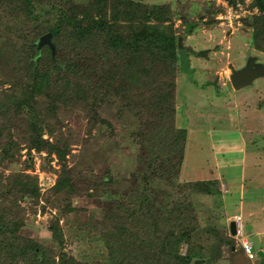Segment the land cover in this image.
<instances>
[{"label": "rangeland", "instance_id": "374dc122", "mask_svg": "<svg viewBox=\"0 0 264 264\" xmlns=\"http://www.w3.org/2000/svg\"><path fill=\"white\" fill-rule=\"evenodd\" d=\"M7 1L11 5L7 6ZM40 1L42 3L37 4L35 13L41 7L48 9L55 6L57 9L63 2ZM70 1L73 4H86L89 0ZM135 1L167 5L170 14L177 12L178 16L173 17L172 21L179 36L183 37L182 47L206 52V55L199 57L191 55L189 59L191 76L196 83L186 73L179 72L180 88L174 123L187 131L183 162L178 166L177 159L173 158L172 162L165 159L168 164L160 160L148 165L155 147L145 148L131 137L130 133L137 123L132 113L122 111L118 99L112 98L104 103L99 115L91 120L88 106H77V102H72L74 99L71 95H64L55 102L48 98L61 93L55 92L56 86L60 85L53 76L49 81L48 94L45 92L38 99L37 107L40 115L61 125V129L71 137L65 168L71 190L54 189L61 171V163L55 154L48 156L46 151L39 154L34 149L27 154L23 134L15 128L16 121L10 125L12 121L7 124L6 119H0V125H6L0 144H7L9 137L6 132L10 131L12 140L20 147L14 152V158L3 159L0 152V173L6 176L13 172H25L38 179V197L27 195L19 201L26 210L25 222L19 233L55 254L62 252L67 257L84 262L101 260L107 254L100 240L103 210L111 208L115 202L129 204L135 200L136 208L146 207L147 212L156 215L160 213L161 206L178 197L198 222V231L192 236L198 238L203 227H212L223 236L220 243L216 237L214 244L210 240L211 247H207V253L213 260L204 261L203 264H264V259L257 254L252 259L248 258L240 249L236 234L232 236L229 232V221L235 214H240L237 209L235 211L237 207L232 203L234 196L229 191L240 192L241 188L235 185L231 188L224 180L217 185L219 195L187 187L188 183L206 181L202 178L204 172L214 167L215 162L220 164L224 160L219 154L224 153V158L228 157L226 161L229 162H234L237 157L239 159L243 134L247 143L249 140L251 146L254 145L246 155L257 157L260 161L253 164L248 162L244 166L247 177L255 176L247 183L246 191L250 193L260 184L257 190L264 194V126L261 118L257 117V108L264 114V78H257L241 89H234L229 80L231 71L243 67L249 57H254L256 63L264 64V52L249 43L252 31L250 16L258 13L256 8L250 7L253 0L239 1L234 6L227 0ZM15 4L11 0H0V42L5 45L11 39L25 46V34L34 28L37 21L28 20L22 11L14 7ZM44 17V14L41 15L40 20ZM187 25H190L189 31H186ZM4 70L0 72V80L2 77L5 79ZM9 86L7 79L0 83V99L4 98ZM49 107H52L53 113ZM241 111H245L243 118ZM244 121H247L245 127L242 124ZM252 127H257L259 132H252L255 131L251 130ZM240 130L244 132L240 133ZM48 135L45 131L42 134L43 138H48ZM221 144L226 149L220 148ZM214 155L218 158H214ZM45 157L51 161H45ZM31 161L33 167L26 166V162ZM252 169L258 173L255 174ZM106 177L110 183L104 185L103 179ZM55 220L62 230L59 243L49 231L51 221ZM187 248V243L183 242L180 254H186ZM262 248L264 246L261 245L259 249ZM215 251L220 252V257L216 256ZM194 261L190 263L194 264Z\"/></svg>", "mask_w": 264, "mask_h": 264}, {"label": "trees", "instance_id": "16d2710c", "mask_svg": "<svg viewBox=\"0 0 264 264\" xmlns=\"http://www.w3.org/2000/svg\"><path fill=\"white\" fill-rule=\"evenodd\" d=\"M227 1L234 6L243 0ZM11 2L16 3L14 7L28 20L37 23L25 34V46L11 39L5 45L0 42V72L5 68V79L2 77L0 83L7 79L10 84L0 99V119H6L7 124L12 121L10 125L16 121L15 128L23 134L27 154L32 149L39 154L46 151L48 156L55 154L61 163L54 184L56 191L72 188L65 169L71 137L61 125L40 115L37 107L53 76L60 86L55 88L54 82L52 87L55 92H61L48 96L53 102L71 95L77 106H88L89 118L94 120L104 103L118 99L122 111L132 113L137 123L131 137L145 148L155 147L147 164L154 165L160 160L168 164L173 158L177 159L176 165L182 164L187 131L174 123L179 72L186 73L196 83L189 59L191 55L199 57L206 52L178 47L180 34L172 21L177 12L170 14L167 5L135 0H89L86 4L63 0L57 9L41 7L35 13L37 4L42 3L40 0ZM8 5H11L9 1ZM250 7L258 13L250 16L249 43L264 52V0H253ZM43 14L45 17L40 20ZM47 32L55 45L54 54L46 44L37 49L39 37ZM5 126L0 125V138ZM44 131L48 138H43ZM6 136L7 144H0L2 158H14L20 147L12 140L10 131ZM33 165V161L26 162V166ZM109 183L107 177L103 179L104 185ZM218 183L214 179L196 181L187 187L219 195ZM38 192L36 176L25 172L6 176L0 173V264H191L193 258L194 264H203L213 260L207 253L211 241L212 244L223 241L222 234L212 227H203L198 238L192 236L198 231V222L178 197L161 206L156 215L147 212L146 207L136 208L135 200L129 204L115 202L102 211L100 221L103 229L100 240L107 249L106 256L101 260L77 261L62 252L55 254L19 233L26 216L19 201L27 195L37 198ZM49 231L58 243L62 240L57 220L51 221ZM183 242L188 248L181 255ZM215 254L220 257V252Z\"/></svg>", "mask_w": 264, "mask_h": 264}, {"label": "crops", "instance_id": "0c3cea01", "mask_svg": "<svg viewBox=\"0 0 264 264\" xmlns=\"http://www.w3.org/2000/svg\"><path fill=\"white\" fill-rule=\"evenodd\" d=\"M257 110H258L257 117L259 119L261 118L262 124L264 126V114L263 113L261 114V109L257 108ZM244 114H245V111L241 115V118H243ZM242 124H243V127H245L244 124L247 125V121H244ZM251 130H255L252 132H257V133L259 132V129H257V127H252ZM243 132L244 131L240 130V133H243ZM227 133H229V131L225 132L224 134L222 133L221 134L226 135ZM222 139H224V137H222ZM240 141H241L242 151H241V155L239 159L237 157V159L234 162H229V161H226L228 157L224 158L225 156L224 153L222 155L219 154L220 157L224 159L223 162L220 164H217L218 162H215L216 163L215 166L209 167L204 172V176H202V178H205L206 180L214 179V180H218L219 182L224 180L225 183L229 184L231 188H233L234 185L236 187L239 186V188H241L240 192L229 191V193L233 194L234 196V200L232 203L234 204V206L237 207L235 208V211L237 209V211H239L241 216L243 217V220H244L243 225H244L246 233L250 235V238H251V235L257 234L258 248H259L261 247V245L264 246V194H262L259 190H257V187L258 186L260 187L259 183H258L259 185L255 186V188L250 193L246 191L247 183L254 180L253 178H255V176L253 178L247 177L244 166L246 167L248 162L253 164L256 162H260V161L258 160L259 158L257 157L252 158L246 155L247 150H249L250 147L254 146V145L251 146L250 143L252 142H250L249 140L247 143L246 135L244 136L243 134H241ZM220 148L226 149L222 144L220 145ZM214 156H215L214 158L217 157L216 155ZM252 170L255 172V174L258 173L255 169H252ZM247 228L249 229V231H247ZM252 245H253V242H252ZM262 250L264 251V248H262Z\"/></svg>", "mask_w": 264, "mask_h": 264}, {"label": "water", "instance_id": "95a60500", "mask_svg": "<svg viewBox=\"0 0 264 264\" xmlns=\"http://www.w3.org/2000/svg\"><path fill=\"white\" fill-rule=\"evenodd\" d=\"M190 25H187L186 31H189ZM183 37H178V47H182ZM43 44L48 45L51 48L52 54L55 52V45L51 42V33L47 32L39 37L37 49L39 50ZM264 78V64L256 63L254 57H249L245 65L239 69H233L229 75V80L234 89H241L249 86L256 78ZM247 231L249 229L247 228ZM229 232L232 236L236 234L235 221H229ZM253 242V248L256 250L258 257L264 259V251L258 248V236L257 234L251 235ZM194 259L191 260V263Z\"/></svg>", "mask_w": 264, "mask_h": 264}, {"label": "built area", "instance_id": "2783aa9c", "mask_svg": "<svg viewBox=\"0 0 264 264\" xmlns=\"http://www.w3.org/2000/svg\"><path fill=\"white\" fill-rule=\"evenodd\" d=\"M232 219L236 223V236L235 237L238 240H240L239 242H240L241 249L244 251L245 255L248 258L252 259V258L256 257V252L253 248L252 242L250 241L248 236L244 233V228H243L244 225H243L242 216L240 214H235L232 217Z\"/></svg>", "mask_w": 264, "mask_h": 264}, {"label": "clouds", "instance_id": "9594fccd", "mask_svg": "<svg viewBox=\"0 0 264 264\" xmlns=\"http://www.w3.org/2000/svg\"><path fill=\"white\" fill-rule=\"evenodd\" d=\"M231 220H233V219H231ZM235 226H236V223H235ZM244 228V227H243ZM244 233L248 236V238L250 239V241L252 242V240H251V238H250V235L248 234V233H246V231H245V228H244ZM255 250V249H254ZM255 252H256V250H255ZM256 254H257V252H256Z\"/></svg>", "mask_w": 264, "mask_h": 264}, {"label": "flooded vegetation", "instance_id": "af4514ba", "mask_svg": "<svg viewBox=\"0 0 264 264\" xmlns=\"http://www.w3.org/2000/svg\"><path fill=\"white\" fill-rule=\"evenodd\" d=\"M261 78V77H260ZM257 79V78H256ZM255 81V80H254Z\"/></svg>", "mask_w": 264, "mask_h": 264}]
</instances>
